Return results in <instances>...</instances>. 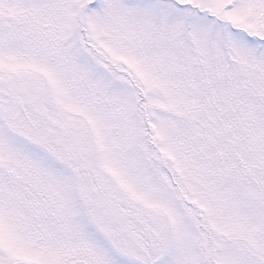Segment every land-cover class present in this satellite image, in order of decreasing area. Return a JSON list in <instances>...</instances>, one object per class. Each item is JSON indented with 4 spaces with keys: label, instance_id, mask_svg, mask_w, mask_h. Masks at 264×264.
Listing matches in <instances>:
<instances>
[{
    "label": "snow or ice",
    "instance_id": "1",
    "mask_svg": "<svg viewBox=\"0 0 264 264\" xmlns=\"http://www.w3.org/2000/svg\"><path fill=\"white\" fill-rule=\"evenodd\" d=\"M0 264H264V0H0Z\"/></svg>",
    "mask_w": 264,
    "mask_h": 264
}]
</instances>
